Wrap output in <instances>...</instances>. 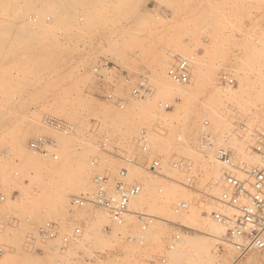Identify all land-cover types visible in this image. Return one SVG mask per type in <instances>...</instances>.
<instances>
[{"label":"rangeland","instance_id":"1","mask_svg":"<svg viewBox=\"0 0 264 264\" xmlns=\"http://www.w3.org/2000/svg\"><path fill=\"white\" fill-rule=\"evenodd\" d=\"M180 57L189 60L190 79L197 71L196 61L200 69L193 75V91L170 116L162 111H175V104L181 101L176 87L183 85L171 82L166 69ZM101 60L112 66L106 80L113 83L115 95L124 99L123 108L96 94L92 68ZM221 74L233 78V84L220 82ZM79 76L83 85L79 84L78 95L89 98V110L95 108L92 112L66 103L67 94L76 93L71 84ZM140 76L147 77L152 86L145 100L130 97V84L125 81V77L134 82ZM158 84L168 88L171 101L156 97ZM239 86L243 95L234 101L220 103L211 97L215 88ZM261 87L264 0H0V193L7 196L0 201V264H195L198 256L191 248L182 258L175 254L185 237L203 235L196 222L183 214L197 206L202 216L209 209H227L212 200L210 188H206L213 181L214 169L221 175V165L213 154L221 146H230L249 160L245 149L252 140L240 149L236 128L244 124V130L249 128L252 133L262 128L251 118L264 110L252 97ZM244 95L252 99L244 101ZM150 96L154 100L151 117L136 106ZM165 103L171 107L164 110ZM61 109L69 116L55 113ZM45 114L71 123L72 131L62 134L42 125ZM205 120L212 141L201 147ZM143 128L149 134V158L158 160V174L142 167L146 158L135 138ZM36 136L55 143L54 148H45L57 159L27 147V140ZM104 137L108 138L106 150L113 154L100 150ZM114 154L131 155L139 164L129 169L128 180H138L142 184L139 195L144 193L153 200L150 205L136 199L132 204V211L154 216L145 230L134 213L117 227L97 206L68 212L72 196L94 191L96 172L116 176L121 161ZM176 156L192 162L196 190L174 181L184 177L172 167ZM179 199H190V204L178 213L173 206ZM206 203L215 207L206 208ZM160 204L168 211L159 209ZM13 219L15 224L8 223ZM46 221L58 224V235L42 241L36 230ZM74 224L81 228V236L62 243L61 236ZM173 234H179V239L168 249ZM224 238L225 234L212 240L215 258L209 264H264V250L236 259V253L224 246ZM160 257L165 262H158Z\"/></svg>","mask_w":264,"mask_h":264},{"label":"built area","instance_id":"2","mask_svg":"<svg viewBox=\"0 0 264 264\" xmlns=\"http://www.w3.org/2000/svg\"><path fill=\"white\" fill-rule=\"evenodd\" d=\"M48 20V16L46 17ZM33 21L36 16H33ZM112 66L107 60H101L92 68L96 78L98 90L96 94L114 101L120 108L124 107V99L115 95L113 83L106 80L110 75ZM190 67L187 58H178L175 63L170 65L166 71L169 80L178 85L188 84ZM125 81L130 84L129 96L142 98L152 92V86L145 76H140L136 81L131 82L129 77ZM219 81L227 85L233 84V78L227 74H221ZM171 105L164 104L168 109ZM41 124L55 129L62 134H68L72 131V124L48 114L43 115ZM208 122L205 120L202 124L201 147L209 144L211 135L205 127ZM237 133L241 134L244 130V124L238 125ZM237 134V135H238ZM180 140V137H177ZM108 138L104 137L99 142V148L102 151L113 154L106 150ZM138 150L144 155L145 164L142 166L150 172L156 173L158 160L149 158L151 147L149 145V134L146 129H141L135 138ZM27 147L42 152L43 155L50 154L53 159L57 155L51 153L45 146L54 148L55 143L50 138L43 136L31 137L26 142ZM251 151L257 157V162L250 163L244 156L238 154L230 146H221L215 152V157L221 165V176L219 180L220 191L217 196L210 195L219 206L227 208L226 210L214 209L206 212L211 218L226 228L224 241L230 245L236 253V259L245 256L251 251L264 250V128L254 130L252 134ZM121 165L118 167L116 176L111 178L106 172H96L93 177L94 191L90 194H81L72 196L69 201L68 212L73 214L76 209L85 206H97L104 210L112 223L123 225L126 221V215L129 211V203L132 198L140 193L142 185L137 181H127L129 169L139 164L131 155H118ZM91 164H95L94 161ZM172 167L183 173L182 180H174L180 186L189 190L195 189V171L192 162L182 156L175 157L172 160ZM18 173H14L17 175ZM196 190V189H195ZM201 193V191H199ZM13 193V192H12ZM10 194V196L12 195ZM204 196V194H201ZM7 198L5 193H0V201ZM204 198V197H203ZM190 204V199H179L173 206L175 212L185 210ZM134 216L138 220L141 230H145L153 220L154 216L140 211H134ZM8 223L15 224V219ZM2 227H0V233ZM82 234L81 228L74 224L69 233L61 236L62 243L66 244L71 238H78ZM58 224L54 221H46L36 230V237L42 241L57 237ZM141 238V237H140ZM131 240L132 237H127ZM179 239V234H173L170 238L168 249L174 247V243ZM1 253V247H0ZM158 262H165L164 257L158 258ZM149 264H156L150 261ZM213 264H223L216 261Z\"/></svg>","mask_w":264,"mask_h":264},{"label":"bare ground","instance_id":"3","mask_svg":"<svg viewBox=\"0 0 264 264\" xmlns=\"http://www.w3.org/2000/svg\"><path fill=\"white\" fill-rule=\"evenodd\" d=\"M30 1V0H29ZM28 3V2H27ZM30 4V3H29ZM31 5V4H30ZM31 6H33V5H31ZM47 19V18H46ZM48 20H49V18H48ZM36 21V20H35ZM180 53L181 54H183L181 51H180ZM191 57V56H190ZM181 58V57H180ZM183 58V57H182ZM178 59V58H177ZM176 61V60H175ZM191 61V60H190ZM175 63V62H174ZM194 63H195V61H194ZM196 65V67L198 66V64H197V61H196V63H195ZM172 65V64H171ZM189 67H190V63H189ZM195 67V69L197 70L196 72L198 73L199 71V69H197ZM199 67V66H198ZM168 69V68H167ZM167 69H166V71H167ZM77 72H78V70H77ZM195 72V70H194V72H192V74L195 76H197L198 74ZM196 73V74H195ZM74 74V73H73ZM154 75H156V73L154 74ZM193 75H191V79H190V81H189V83L188 84H184L183 86H179V87H176L175 89H176V91H177V93L179 94V98H180V102L178 103V104H175V111H162V109H161V111H162V113H165V114H167V115H169L170 114V116H171V113H173V112H177V110H179V108L181 107V105L183 104V102H184V100L186 99V97L193 91V79L195 78ZM84 76V75H83ZM167 76V75H166ZM78 77V76H77ZM194 77V78H193ZM83 77L82 76H79V78H78V80L77 81H73V83L71 84V88L72 89H74L73 91H76V93H68L67 94V99H66V103H68V104H70V106L72 105V106H78V107H82V108H86L88 111H91L92 112V110L94 111V109L95 108H93V109H91L92 107H91V104H89L90 105V109L91 110H89V105H88V102L90 103V100H89V98L87 99V98H83V97H80L78 94H80V91L79 90H81L80 88H78L79 87V84L81 83L82 85H83V80H81ZM86 78V77H85ZM168 78V77H167ZM169 79V78H168ZM192 80V81H191ZM85 83V82H84ZM245 85V84H244ZM229 87V86H228ZM245 87V86H244ZM241 88H242V86H239V88L238 89H232V88H229V89H227V90H225L224 88V90H220V89H217V88H215V90H212L211 91V97L214 99V100H217V101H219L220 103H224V102H227V101H234V100H236L237 98H240V97H242V91H243V88H242V91H241ZM246 88V87H245ZM156 90H155V95H156V97L157 96H164V97H166L165 99H166V101H171V96H170V94H169V90H168V88H166L165 86H163V84H158L157 86H156V88H155ZM68 92H69V90H68ZM71 92V91H70ZM246 95V94H245ZM244 95V101H246V100H248V99H250V96H245ZM249 95V94H248ZM77 96H79V97H77ZM252 97H254V99H257L259 102H260V104H262L261 106H264V87H261L260 89H258L255 93H254V95L252 96ZM252 97H251V99H252ZM138 99V98H137ZM250 99V100H251ZM86 100H88V101H86ZM140 100H145V97H142ZM238 102V101H237ZM248 102V101H247ZM65 102H63V107H64V105H66V103L64 104ZM246 103V102H245ZM165 104H168V103H165ZM231 104V103H230ZM236 104V103H235ZM215 105V104H214ZM226 105V104H225ZM68 106V105H67ZM71 106V107H72ZM137 107H139V108H141V110H142V112H147V114L146 115H148L149 114V112H150V110H153L152 108H153V106H154V100H153V97L152 96H150V97H148V99L143 103V104H141V105H136ZM93 107H95L94 105H93ZM216 107V106H215ZM229 107V106H228ZM65 108V107H64ZM96 108H98V107H96ZM264 108V107H263ZM102 109V108H101ZM164 110H165V108H163ZM214 109V108H213ZM231 109H232V107H231ZM83 110V109H82ZM85 110V109H84ZM123 110V109H122ZM182 110V109H181ZM237 110V109H236ZM75 111V110H74ZM96 111V110H95ZM98 111V110H97ZM96 111V112H97ZM102 111H104V109L102 110ZM95 112V113H96ZM100 112V111H99ZM139 112H140V110H139ZM141 112V113H142ZM238 112V111H237ZM32 113H33V111H32ZM55 113H57V114H63V115H65V116H69V114H68V112H66L65 111V109H61V110H57ZM73 113V112H72ZM72 113H70V114H72ZM74 113H77V112H74ZM73 113V116L75 115V116H78V115H76V114H74ZM98 113V112H97ZM105 113H106V109H105ZM137 112H135L134 114H136ZM219 113V112H218ZM78 114V113H77ZM106 114H108V113H106ZM174 114V113H173ZM88 115V114H87ZM92 115H94L93 117H95L96 119H98L97 118V116H96V114H93L92 113ZM101 115V114H100ZM150 115H153L152 113L151 114H149V116ZM74 116V117H75ZM161 116V115H160ZM107 117V116H106ZM105 116H104V113H103V118H106ZM151 117V116H150ZM153 117V116H152ZM162 117V116H161ZM219 117V116H218ZM231 117H232V114H231ZM101 118H102V115H101ZM233 118V117H232ZM236 118V117H235ZM252 118V121H254L255 123H257V125L258 126H261L262 128H264V110H262L260 113H258L257 112V114H255L254 116H252L251 117ZM72 120H73V118H71ZM107 119H109V118H107ZM164 119V118H163ZM222 119V118H221ZM103 120V119H102ZM101 120V121H102ZM106 120V119H105ZM223 120H224V118H223ZM74 121V120H73ZM100 121V122H101ZM109 122H111V121H109ZM94 123H96V120H94ZM108 123V122H107ZM227 123H229V122H227ZM83 124V123H82ZM93 124V123H92ZM104 124H105V122H104ZM98 125H99V121H98ZM225 125V124H224ZM228 125V124H227ZM250 125V124H249ZM93 127H94V125H92ZM92 126H90V130H91V127ZM97 127V126H96ZM95 127V128H96ZM99 127H100V125H99ZM227 127V126H226ZM88 129V130H89ZM98 129V128H97ZM247 129V128H246ZM92 131V130H91ZM98 132H99V130H97ZM252 130L251 129H249L248 128V130L246 131V130H244V132H242L241 134H240V137L237 135V134H235V135H237L238 137V142H236L237 141V139L235 140L234 138H235V136H233V140L237 143V144H240V146H239V148L241 147H243L244 146V148L246 147V143H248L249 141H251L252 140V132H251ZM95 132H96V129H95ZM98 132H96V134L98 133ZM91 133V132H90ZM125 134V133H124ZM92 135H93V132H92ZM125 135H127V134H125ZM87 136V135H86ZM89 136V135H88ZM231 136V135H230ZM92 138H93V136H91ZM119 137H122V136H119ZM125 137V136H124ZM127 137H129V136H127ZM87 138V137H86ZM85 138V139H86ZM91 138V139H92ZM91 139H89V140H91ZM229 140H230V138H229ZM88 141V140H87ZM123 141V140H122ZM235 142L233 143V145L232 146H234V144H235ZM236 144V145H237ZM249 144H252V141H251V143L249 142ZM248 145V144H247ZM238 148V149H239ZM240 148V149H241ZM237 149V148H236ZM248 149V150H247ZM245 150H247L249 153H248V155L247 156H249V160L250 161H257V157L255 156V154L251 151V145L250 146H248V148H246ZM247 151H246V153H247ZM51 153H52V151H50ZM214 153V152H213ZM244 155V154H243ZM213 156H214V158L216 159V157H215V153L213 154ZM52 157V156H51ZM176 157H178V156H176ZM57 159V158H56ZM244 159H246L247 160V158H245L244 157ZM217 160V159H216ZM249 160H247L248 162H250ZM250 163H253V162H250ZM134 171V175L135 176H137L138 177V175H139V173H138V171H135V170H133ZM220 171V170H219ZM129 173V172H128ZM211 173V172H210ZM220 172L218 173V170L217 169H214L213 170V174H212V178H213V181H214V184H212V182H211V184H208V187H206L207 189H209L210 188V191L211 192H209L210 194L212 193V194H214V193H216V192H218V189H219V180H220ZM127 180H128V176H127ZM130 181H137L138 183H140L138 180H136V179H129ZM128 180V181H129ZM141 184V183H140ZM142 185V184H141ZM204 185V184H203ZM214 185V186H213ZM167 187V186H166ZM215 188V191L214 192H212V190ZM144 189V188H143ZM159 190V189H158ZM142 191V190H141ZM140 191V192H141ZM219 191H220V189H219ZM204 193V192H203ZM219 193V192H218ZM205 194V193H204ZM211 194V195H212ZM216 195V194H215ZM138 196V197H137ZM153 197V196H152ZM135 199H136V201L138 200V202L139 203H143V204H145V203H147V204H152L153 203V200L152 199H149V198H147L146 196H145V194L144 193H142V195H136L134 198H132L131 200H130V203H129V213L126 215V219H127V217H128V215L130 214V213H132V212H134V211H132L131 210V208H133L132 207V204H133V201H135ZM7 200H9L8 202H10L11 201V198L9 199H7ZM216 202V201H215ZM202 205V204H201ZM203 206H206V208H214L215 207V205L214 204H203ZM202 206V207H203ZM159 207V209H161L163 212H165V211H168V207L164 204V205H159L158 206ZM204 208V207H203ZM218 208V207H217ZM197 209V210H196ZM194 208V207H190L189 208V210H188V212L187 213H185L184 212V214H183V216L184 217H186V218H190V219H193L195 222H196V226H197V229L203 234L202 235V237L201 238H193V237H185L182 241H180V243H181V245H179L178 246V248L176 249V255L178 256L177 258H182V256H184L185 254H187L188 253V248L190 249H192L193 251H195V253H196V255L198 256V260L196 261V263L195 264H209L211 261H213L214 260V255L212 254V251H211V242H212V240H214V238H216L217 236H222V235H224L225 234V231H224V229H222V225H220L219 223H217L216 221H214L212 218H211V216L209 215V214H207L206 216H202L200 213H199V210H198V206H197V208ZM205 209V208H204ZM212 210H214V209H209L207 212H210V211H212ZM218 210V209H217ZM179 213V212H178ZM203 213V212H202ZM105 215V214H104ZM106 216V215H105ZM211 219V220H210ZM153 224V222L150 224V226ZM116 225V224H115ZM124 225V224H123ZM123 225H117V227H120V226H123ZM149 226V227H150ZM1 234V233H0ZM1 236V235H0ZM1 237H3V235L1 236ZM223 244H225L224 246H226L227 248H229L230 247V245H228L225 241H223ZM231 248V247H230ZM230 250V249H229ZM6 258H8V257H6ZM7 261H8V259H6ZM252 260V259H251ZM254 260H256V259H253V261Z\"/></svg>","mask_w":264,"mask_h":264}]
</instances>
